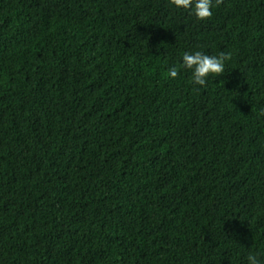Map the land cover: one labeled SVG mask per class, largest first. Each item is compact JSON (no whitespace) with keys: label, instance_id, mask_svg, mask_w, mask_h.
Returning a JSON list of instances; mask_svg holds the SVG:
<instances>
[{"label":"trees","instance_id":"1","mask_svg":"<svg viewBox=\"0 0 264 264\" xmlns=\"http://www.w3.org/2000/svg\"><path fill=\"white\" fill-rule=\"evenodd\" d=\"M213 4L0 0V264H264V0Z\"/></svg>","mask_w":264,"mask_h":264},{"label":"clouds","instance_id":"2","mask_svg":"<svg viewBox=\"0 0 264 264\" xmlns=\"http://www.w3.org/2000/svg\"><path fill=\"white\" fill-rule=\"evenodd\" d=\"M177 9H183L189 15L195 16L199 21H207L212 18L214 7L213 0H170ZM223 0H215V6L219 7ZM232 59V54L220 52L218 55H208L201 51L194 54L185 53L182 64L169 69L168 75L172 79L178 78L180 68L191 72L192 82L199 87H206L210 77H222L225 72L226 62ZM248 264H261L256 255H249Z\"/></svg>","mask_w":264,"mask_h":264}]
</instances>
